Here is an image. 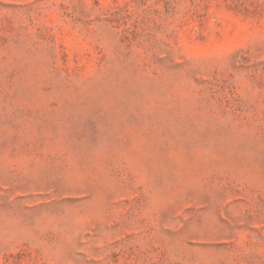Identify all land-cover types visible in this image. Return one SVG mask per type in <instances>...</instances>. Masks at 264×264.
Here are the masks:
<instances>
[{"label":"rangeland","instance_id":"obj_1","mask_svg":"<svg viewBox=\"0 0 264 264\" xmlns=\"http://www.w3.org/2000/svg\"><path fill=\"white\" fill-rule=\"evenodd\" d=\"M0 264H264V0H0Z\"/></svg>","mask_w":264,"mask_h":264}]
</instances>
